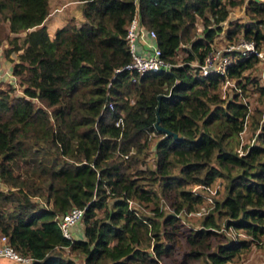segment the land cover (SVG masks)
<instances>
[{"label":"trees","instance_id":"obj_1","mask_svg":"<svg viewBox=\"0 0 264 264\" xmlns=\"http://www.w3.org/2000/svg\"><path fill=\"white\" fill-rule=\"evenodd\" d=\"M74 1L81 20L50 35L49 0H0L2 54L15 53L17 79L0 82V235L28 264H157L174 260L179 247L177 264H232L252 240L225 239L218 228L264 234V110L249 112L236 93L220 98L211 90L222 78L190 64L202 62L229 8L242 3L246 20L228 22L225 42L241 35L262 50L264 1ZM135 15L175 66L132 82L114 69L130 60L125 34ZM257 64L255 55L238 59L226 76L243 87L238 78ZM245 78L264 98V86ZM246 117L254 143L239 155ZM216 179L221 197L197 229L183 230L178 213L202 202L192 187ZM161 194L172 214L159 208ZM135 201L151 204L150 212L129 206ZM72 207L83 210L81 239L71 231L64 238L54 220Z\"/></svg>","mask_w":264,"mask_h":264},{"label":"rangeland","instance_id":"obj_2","mask_svg":"<svg viewBox=\"0 0 264 264\" xmlns=\"http://www.w3.org/2000/svg\"><path fill=\"white\" fill-rule=\"evenodd\" d=\"M255 1H259V0H255ZM261 1H264V0H261ZM48 4H49V10H48L49 13H48V17L44 24L47 28L48 34L50 35L52 34L53 30L59 26H62L66 23L74 24L81 20V17H80L81 16V13H80L81 4L77 3L74 0H49ZM244 6H245L244 3H242V4L229 8L226 21L223 24H221L222 31L220 32L219 35L216 36V39L214 41V44L216 46H220L223 43H225L223 32L225 31L227 24L230 20H237V21L246 20L247 14L245 13ZM198 32H199V29L197 30V33ZM240 36L241 35H239L238 37ZM238 37H235L234 39H237ZM6 47L8 46L5 43V41L0 44V54L1 55H3L2 50ZM261 48L262 50H264V46H262ZM180 55L181 53L179 52L177 55V59H176L178 63H179L178 60L180 59ZM10 56L12 57L11 59H9ZM3 57L5 59L4 61L7 63H10V62L14 63L15 61V53H11L8 58H6L4 55ZM10 70L11 69H7V68L2 69V71H0L1 72L0 76L4 77L3 74L9 73ZM263 74H264V64H257L253 66L252 69L248 70L247 72L242 73L240 75V78H238L240 82L239 84H243V87H238L239 85L237 84V80L230 78V80H228L227 82L221 81L220 83H218L217 87L214 90H211V92L218 93L220 98H224V99L232 98V95L236 93L237 94L236 101L238 102L240 100L241 102L244 101L246 105L248 106L249 112H251L253 108L257 109V107L264 110V98L260 97V93L257 90V88L253 85V83L251 81H247L245 78V76H249L250 78H253L251 80L255 81L261 86H264L263 77H262ZM15 83H17V81ZM1 84L3 85V89H4L5 88L4 85L6 83L3 82ZM15 94L17 95L20 94V88L18 87L14 88V91L13 93H11V95H15ZM36 105L40 106L38 103H36ZM50 110L51 109H49V111ZM250 121L251 120L249 117L245 118L243 130H241L237 135L238 141H237L235 148H236V151L239 153V155L242 153V150L244 149L243 146L254 143L253 142L254 138L251 133L252 132L251 127L249 125ZM154 142L155 141L150 140L147 144V155H146L147 157H146L145 164L149 166H151V162L154 157L153 147H152V144ZM211 185H212V188H216L215 194L212 198L219 199L222 194L223 181L221 179H216L213 181V183H211ZM197 191L199 192V190ZM170 200H171L170 196H167L164 198L162 194L160 195V201H159L160 207L159 208H161L163 210V213L166 215L172 214L171 208L168 205V202H170ZM129 206L139 208L140 210L148 213L150 212L149 209L151 207V204L143 205L135 201V202H130ZM204 207L207 210L209 209L208 205H205ZM178 217L181 220V223L183 224L182 225L183 230H186L187 228L197 229L200 225V221L202 220V216L201 217L191 216L190 214L185 213L184 211H181L180 213H178ZM231 230L226 229L223 226H221L216 231L221 233L225 239L230 240L233 238L235 239L243 238L242 236L237 235V232H242V231L233 230L234 232H231ZM70 231H71V236L74 239L82 238V226L80 223L74 224ZM232 233H234V235H231ZM183 253H184V250L179 247L176 249V253L174 255L175 262L174 260L167 261L164 258L161 262H163L164 264H173V262L177 264L179 260H181L182 258L181 256ZM65 254L74 257V254L68 253L66 249H65ZM232 264H264V246H250L248 250L242 252V254L237 259H235L232 262Z\"/></svg>","mask_w":264,"mask_h":264},{"label":"built area","instance_id":"obj_3","mask_svg":"<svg viewBox=\"0 0 264 264\" xmlns=\"http://www.w3.org/2000/svg\"><path fill=\"white\" fill-rule=\"evenodd\" d=\"M125 38L129 48L130 60L121 67L114 69V74L125 71L131 75V81L134 82L136 78L144 73L167 71L172 66H175L171 65L167 60L161 57L160 50L155 44V34L153 30L147 29L140 24L136 15L133 16L126 27ZM211 46L212 47H210V50L206 53L201 63L193 62L190 64L191 66L197 67L200 76L217 74L224 80H221L222 82H227L230 80V78L226 76L229 66L235 63L236 60L245 59L250 55H255L258 58L259 63L264 64V50L255 49L252 41L245 40L242 36L234 41L225 42L220 46H216L214 43ZM3 75L4 77L1 78L7 83L15 85L17 79L11 74V72ZM263 76L264 74L262 77ZM109 84L110 83L107 85ZM243 103L245 102L243 101ZM246 107L248 109L247 105ZM114 125H121V117L115 120ZM191 190L201 195L202 202L198 209L189 212L188 214L195 217H201L208 211L205 209V205H208L209 209L212 207V197L215 194L216 188H212V185L209 184L207 186H193ZM197 190H199V192ZM82 213V209L72 207L63 214L55 215L54 220L64 238H71L70 229L81 219ZM228 229L231 230L232 228ZM233 230L234 229H232L231 232H234ZM231 235H234V233ZM237 235L251 239L252 246H264V234H261L258 238H252L242 232H237ZM234 239L235 238H233V240ZM29 262L30 258L28 256H23L16 252L8 244L7 238L0 235V264H28ZM157 264L163 263L158 261Z\"/></svg>","mask_w":264,"mask_h":264},{"label":"crops","instance_id":"obj_4","mask_svg":"<svg viewBox=\"0 0 264 264\" xmlns=\"http://www.w3.org/2000/svg\"><path fill=\"white\" fill-rule=\"evenodd\" d=\"M77 3H80V2H77ZM81 4V3H80ZM10 58H12L11 56H10ZM5 59H4V57H3V55H1L0 54V71H2V69H11V65H12V63L10 62V63H7V62H5L4 61ZM1 73V72H0ZM2 79L3 78H1V76H0V82L2 81ZM4 80V79H3Z\"/></svg>","mask_w":264,"mask_h":264},{"label":"water","instance_id":"obj_5","mask_svg":"<svg viewBox=\"0 0 264 264\" xmlns=\"http://www.w3.org/2000/svg\"><path fill=\"white\" fill-rule=\"evenodd\" d=\"M155 126H156L157 130H162V131H163L164 133H166L167 135H170V134H171V133L168 132L167 130L162 129L161 127L157 126V121H156V123H155ZM172 137H173L175 140H180V139H181V138L178 137L176 134H172Z\"/></svg>","mask_w":264,"mask_h":264}]
</instances>
